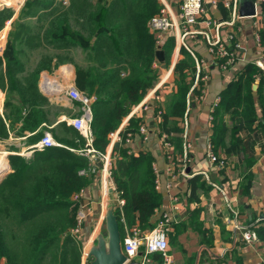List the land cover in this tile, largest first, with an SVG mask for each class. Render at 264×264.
Returning a JSON list of instances; mask_svg holds the SVG:
<instances>
[{
  "label": "trees",
  "instance_id": "1",
  "mask_svg": "<svg viewBox=\"0 0 264 264\" xmlns=\"http://www.w3.org/2000/svg\"><path fill=\"white\" fill-rule=\"evenodd\" d=\"M161 7L158 0H68L67 4L62 0H26L11 23L0 56V88L5 92L0 139L9 136L16 122L21 123L19 134L36 132L31 137L33 141L43 136V124H53L54 106L39 89L41 72H52L60 63L70 61L75 65L77 87L96 98L91 107L93 145L104 152L109 132L120 126L158 79V70L153 67L156 38L148 25ZM15 13L12 7L0 8V31ZM33 18L35 25L27 22ZM174 42L169 37L163 46L168 61ZM40 49L42 56L31 67L30 53ZM82 50L88 51L93 65L84 68L75 61ZM181 53L183 58L174 68L177 90L168 96L157 125L160 133L170 136L176 152L180 151V124L196 68L192 54L184 48ZM255 73V66L246 67L222 90L212 122L214 151L224 148L231 155L242 151L249 164L255 160L252 145L247 140L243 142L238 132L242 127L252 130L254 124ZM227 114L233 115L231 128L226 124ZM140 124V116H131L121 130L119 147L112 151L113 181L125 201V221L121 211L115 209L123 235L125 225L154 228L159 221L155 218L157 209L163 203V195L155 187L154 153L147 149L130 152V146L125 144L128 133H140ZM51 131L63 146L35 151L29 159L10 156L11 172L0 180V259L4 258L5 264L82 262L85 240L73 236L71 230L76 225L78 205L74 196L90 182L89 176L79 174L89 161L78 151L85 146V139L67 122H60ZM248 173L250 177L249 170ZM153 259L159 264L162 255L154 254Z\"/></svg>",
  "mask_w": 264,
  "mask_h": 264
},
{
  "label": "crops",
  "instance_id": "2",
  "mask_svg": "<svg viewBox=\"0 0 264 264\" xmlns=\"http://www.w3.org/2000/svg\"><path fill=\"white\" fill-rule=\"evenodd\" d=\"M64 1L68 3V0ZM158 1L163 7L168 5L175 12L181 3V0ZM253 2L254 0H240V12L244 17L232 26H223L220 32L225 39L233 33V39L229 37V43L230 46L237 42L240 44L239 60L225 70L221 69L216 62H212L208 69V78L200 81L199 86L190 96L189 111L187 116L184 115L186 120L183 117L180 124L182 132L186 130L188 139L192 143L189 160L185 162L189 176L177 172L173 178L167 171V161L160 138L162 133L157 127L158 119L153 108H139L136 111V115L141 117V123L147 126L149 133L147 138H144L141 133L135 135L129 146L133 152L143 149L151 150L156 157L154 168L156 167L158 173L156 170L155 172L160 179V187L157 190L163 195V203L157 209L155 218L160 219L164 212L172 214L168 242L170 253L176 264H186L188 260H191V264H264V41L261 44L257 41V34H261V37L264 35V3L258 6L259 14L253 15ZM18 8H14L16 13L9 21L7 26L9 29H4L7 39L11 23L18 15ZM208 15L223 20L231 19V11L221 2L217 6H209ZM199 21V26L205 25L201 20ZM188 41L199 58L210 59L211 55L201 37L189 38ZM176 47L177 44L174 42L170 60H165V65L167 61L170 63L173 60ZM162 49L165 52L164 47ZM39 51L41 49L37 50ZM86 52L88 51L79 52V64L84 68L93 65ZM181 58H183L182 53ZM156 61L163 66L157 57ZM250 65L255 66L257 70L252 85L255 120L252 130L242 127L238 134L243 142L247 140L252 145L255 160L249 164L242 151L231 155L227 154L224 148L218 152H215L213 148L214 153L225 160L224 165L220 166V163L211 161L208 156V144L213 146L211 138L214 118L211 120L210 117L214 111L211 109L217 98H220L222 90H225L237 75ZM46 78L49 84L54 83L55 90H44ZM75 79V65L70 61L60 63L52 72H41L39 89L54 106L53 124L44 123L45 127L41 131H49L52 134L51 129L60 122L70 124L71 118L81 114L80 102L71 100L64 91L69 84L77 87ZM0 93L2 94V97L0 96L1 118L4 117V91L1 88ZM136 107L137 105L133 108ZM78 111L80 114L77 115ZM126 117L120 126L125 124ZM232 117V114L225 116L229 128L234 125ZM20 125L21 123L16 122L10 128L9 136L0 139V152L8 154H6L9 168L7 174L11 172L10 156L20 155L29 159L35 151H39L32 146L41 138L32 140L31 137L36 132L19 134ZM230 134V130L227 131L228 145L231 143ZM174 149H176L175 144ZM182 150L181 136L179 152ZM177 162L176 171L181 168L183 159ZM89 177L90 182L85 187L83 198V201L87 202L91 208L83 230L84 243L88 248L96 241L99 233H104L102 228L105 225L106 212L110 199L114 196L112 192L106 194L103 191L99 173ZM235 224L247 226L246 228L253 230L258 243H248L243 236L244 229H235Z\"/></svg>",
  "mask_w": 264,
  "mask_h": 264
},
{
  "label": "built area",
  "instance_id": "3",
  "mask_svg": "<svg viewBox=\"0 0 264 264\" xmlns=\"http://www.w3.org/2000/svg\"><path fill=\"white\" fill-rule=\"evenodd\" d=\"M10 0H0V8L10 7L14 5L9 3ZM26 0H18L16 4L18 7L22 6ZM221 2L226 8L231 11V19L223 20L214 18L208 15L209 6L218 5ZM66 4V1L63 0ZM263 4L264 0H254L253 2V15L259 14L258 6ZM240 0H181L179 9L175 12L170 6L164 5L160 12L153 16L150 20V30L157 32L156 45L157 49H162V47L167 43L169 37H173L177 47L175 49V54L173 60L170 63L166 62V65L161 66V64L155 60L153 67L159 69L158 79L153 84L151 90L146 94L143 100L137 105L136 108L131 109L130 113L126 117V122L123 126H119L117 129L109 132L108 138L109 142L104 152L97 150L94 145V133L92 129L93 112H92V102L95 101V96H88L81 92L75 85L69 84L64 88L67 96L73 100L81 103V114L71 118L69 120L70 124L76 128L80 134L85 139V146L79 149V153L85 155L88 158V165L79 171V174L84 176H91L93 174L99 173L100 184L103 191L106 194L112 192L114 194L111 197L110 203L113 204L114 209L121 211L125 203L121 196V193L117 191L116 186L112 177V168L114 164V158L112 157V151L115 143L122 141L121 130L126 125L128 119L136 115V111L139 108L147 109L149 107L153 108L157 119L165 111V103L169 95L177 90V84L174 77V68L176 63L180 60L182 48L189 51L195 58L196 68L193 72L194 80L191 83L189 92L187 94V110L185 115L189 111L190 96L193 91L199 86L200 81H204L208 78V69L212 62H216L221 69L225 70L229 66L233 65L239 60V47L240 44L237 42L230 46L229 37L233 39V33L225 39L220 35L223 26H232L237 20L244 17L240 12ZM201 20L205 25L199 26ZM9 24V21L7 22ZM201 37L202 41L205 42L208 52L211 55L210 59L199 58L194 51L193 47L188 43L189 38ZM6 34L0 31V56L3 55L4 49L6 47ZM257 41L261 44L264 41V35L257 34ZM158 60V59H157ZM159 61V60H158ZM261 65V63H259ZM192 74V75H193ZM45 91H51L44 87ZM220 98H217L216 102L213 104L212 111L219 103ZM186 116L185 120H186ZM211 120L214 118L211 114ZM139 131L144 135V138L148 136V128L144 123L139 126ZM183 140V150L176 153L174 149V143L171 141L170 136L166 133H162L160 138L162 141L164 155L167 161V171L174 178L175 173H180L189 176L190 174L186 172V160H189V153L192 147V143L188 139V134L186 130L181 133ZM134 134L128 133L125 138V144H129L133 141ZM53 146H63L59 143L49 131H45L41 139L34 144L32 147L36 150L42 151L45 148ZM132 152V150H130ZM208 156L211 161H216L220 163V166L224 165L225 160L219 158L213 151V146L208 144ZM182 162L181 168L176 171V166L178 164L177 160ZM99 162V164H98ZM7 168L0 169V180L3 176L7 174ZM156 172L158 173L156 167ZM156 189L160 187L159 176L156 177ZM85 195V188H83L78 194L74 196L77 205L76 213V225L72 228L71 233L76 238L83 237V230L86 225V221L90 214L91 208L87 202L83 201ZM122 220H124L122 214ZM172 214L164 212L154 228L151 230H143L140 226H127L125 225V234L122 238L123 251L126 254V260L123 264H156L153 255L161 254L162 262L159 264H176L174 258L172 257L169 250L168 234L171 231ZM247 226L235 224V229H244L243 236L244 239L249 242L258 243L257 236L255 232L251 229L246 228ZM87 245L83 248V260L82 264H89L87 259Z\"/></svg>",
  "mask_w": 264,
  "mask_h": 264
},
{
  "label": "water",
  "instance_id": "4",
  "mask_svg": "<svg viewBox=\"0 0 264 264\" xmlns=\"http://www.w3.org/2000/svg\"><path fill=\"white\" fill-rule=\"evenodd\" d=\"M156 57L165 66L166 57L163 49L156 51ZM119 145V142L115 143L116 147ZM122 238L118 215L110 203L105 216V232L97 235L96 241L87 251L89 264H123L126 254L123 251Z\"/></svg>",
  "mask_w": 264,
  "mask_h": 264
},
{
  "label": "rangeland",
  "instance_id": "5",
  "mask_svg": "<svg viewBox=\"0 0 264 264\" xmlns=\"http://www.w3.org/2000/svg\"><path fill=\"white\" fill-rule=\"evenodd\" d=\"M11 4H14V5H10V7H12V8H18V6L17 5H19V4H16V2H12ZM20 7V6H19ZM163 7V6H162ZM161 7V8H162ZM18 9H20V8H18ZM27 22L29 23V24H31V25H35L37 22H36V19H27ZM150 22H151V20L149 21V24H150ZM9 24H6V26L2 29V32L3 33H5V31H4V29H6L7 28V26H8ZM148 27H150L149 25H148ZM7 29H9V27L7 28ZM151 32L155 35V36H157V32L156 31H154V30H151ZM6 41V44H7V41H8V39H6L5 40ZM42 55H41V52L39 51V52H31L30 53V58H29V60H28V64L31 66V67H33L35 64H36V62L38 61V59L41 57ZM25 59V58H24ZM76 61L79 63V55H77V57H76ZM80 90V89H79ZM81 91V90H80ZM81 92H83V91H81ZM84 93V92H83ZM84 94H86V93H84ZM87 95V94H86ZM5 96V92H4V94H3V104H4V102H5V100H4V97ZM2 99V98H1ZM2 101V100H1ZM2 108H3V105H2ZM5 176H3L2 178H1V180L4 178ZM102 230L105 232V225H104V227L102 228ZM82 260H83V257H82ZM0 264H5V259L4 258H1L0 259ZM81 264H82V262H81Z\"/></svg>",
  "mask_w": 264,
  "mask_h": 264
},
{
  "label": "bare ground",
  "instance_id": "6",
  "mask_svg": "<svg viewBox=\"0 0 264 264\" xmlns=\"http://www.w3.org/2000/svg\"><path fill=\"white\" fill-rule=\"evenodd\" d=\"M18 0H10L9 3H12V2H17ZM49 80L46 78L45 79V88H48L49 90H55V87L54 86V83H50L49 85ZM0 110H1V104H0ZM13 153V152H12ZM15 153V152H14ZM6 152H0V169L2 168H7V165H8V161H7V157H6ZM8 155V154H7ZM26 155V154H25ZM77 213V212H76Z\"/></svg>",
  "mask_w": 264,
  "mask_h": 264
}]
</instances>
